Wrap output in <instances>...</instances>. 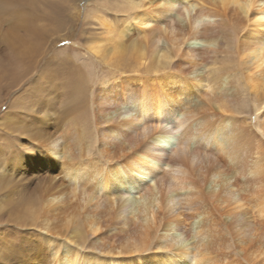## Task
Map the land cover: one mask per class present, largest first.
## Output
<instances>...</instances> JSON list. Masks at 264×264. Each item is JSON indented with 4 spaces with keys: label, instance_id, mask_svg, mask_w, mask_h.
I'll return each instance as SVG.
<instances>
[{
    "label": "bare ground",
    "instance_id": "bare-ground-1",
    "mask_svg": "<svg viewBox=\"0 0 264 264\" xmlns=\"http://www.w3.org/2000/svg\"><path fill=\"white\" fill-rule=\"evenodd\" d=\"M18 1L0 0V22L11 21L13 37H21L14 45L10 40L8 59L0 62V80L10 88L29 78L41 48L42 30L28 27L31 17ZM134 9L119 32L96 19L114 59L125 55L127 31L144 34L140 46L130 45L136 66L145 67L144 47L152 50L145 68L154 71L151 78L99 82L95 142L106 155L113 151L115 162L87 157L77 128L67 134L72 153L65 154L64 136L51 130L86 100L84 76L75 78L61 110L38 116L35 100L39 105L19 114L18 147L27 152L13 154L10 172L21 167L22 156L41 201L34 211L27 208L28 220L46 225L57 211L83 210L81 224L73 212L65 214L64 249L54 243L37 264H264V0L123 1L122 11ZM151 27L158 33L146 43ZM244 39L253 45L245 47ZM106 43L90 50L98 55ZM228 45L243 47L241 80L216 66ZM197 57L206 66L192 63ZM164 72L167 82L157 77ZM4 119L12 120L6 113ZM27 186L20 187L31 191ZM21 202L8 208L14 220Z\"/></svg>",
    "mask_w": 264,
    "mask_h": 264
},
{
    "label": "rangeland",
    "instance_id": "rangeland-1",
    "mask_svg": "<svg viewBox=\"0 0 264 264\" xmlns=\"http://www.w3.org/2000/svg\"><path fill=\"white\" fill-rule=\"evenodd\" d=\"M22 1L23 0H21V3L18 1L20 7L28 3L30 7L28 8L26 5L24 7V13L31 17L28 27L33 29L34 26V28L37 27L42 30L40 45L38 46L41 48L39 49L40 54L35 59L36 68H34L29 78L19 87H7L0 80V264H37L39 257H46L49 255L48 252H53L52 248L54 243H60V249H64L65 244L63 242V235L66 233H64L63 228V223L65 221L63 217L66 213L68 215L70 212H73L75 220H77L79 224L84 220L82 218L83 210H81L79 206L75 210L74 208H67L65 211L53 213L51 217L52 220L46 225H43L41 219H38L36 222L28 220L27 208L34 211L41 205V201L38 199V194L35 192L34 195L32 191L35 190L34 185L36 179L27 177L29 173L34 174L32 173L33 171H31V165H28L27 161H21V158H23L22 156H19L17 159L18 161L20 160L19 164L21 167L17 168L15 166L14 173L11 174L10 172L11 168L9 166V161L10 159L13 161L15 160L12 159L13 154L17 152L18 149L20 152H27L18 147V143H20L21 139V135L19 134L20 129L16 127V125H20V121L18 120L19 114L28 111L27 109L24 110V108H34L39 101L41 105L38 116H43V113L48 111L51 112L53 109V111L61 110V103L65 104V102H68L70 86L74 83L73 81L75 78H82L84 76L86 79V100L82 105L78 106L77 110L72 111L73 114L71 112L69 115L65 114L67 117L64 118L68 120L65 119L63 124L61 123L59 129L53 128L51 130L54 133L57 131L56 136L66 137L60 139V142L63 143L62 147L63 150L65 149V154H67L68 149L70 150L71 142H73L71 141V137L68 136L77 128L82 136L80 143L84 149V146H86L85 152L89 149L87 157L92 160L99 158L102 162L106 160L115 162L117 160V158H114L115 153L112 151V154L109 153L106 155L105 152H103V147H99L97 142H95L97 139V104L95 101L96 93L99 89V82L102 80L108 82V80H112L110 78L119 77L117 82L120 83V85H124L125 82H127L124 78L135 77L137 75L140 76L142 80H146V78H151L150 74L154 72L146 71L145 69L149 60H153L151 58L152 50L150 46L144 47L145 56L147 58L145 67L136 66L134 61L135 56H131L132 49L130 45L135 42L136 46H140V42L137 41V38L139 39V36L144 34H138L135 30L131 31V28L129 30L131 32H123L125 34H123L121 39V45L125 47V55L118 59H114L112 54L110 52L108 53L109 44L103 40L105 37L104 28L99 25L96 19H105L115 30H118V32L122 31L124 26L130 25L127 23L129 21L127 20L128 15H131L133 18L138 11L136 9L128 11L127 13L122 11L124 0ZM115 6H118V8ZM10 22H0V62H2L5 57L7 58L10 53V40H14V45L19 43L21 38L17 35L13 37L14 33L7 25ZM8 28L9 32L5 33ZM146 29V37L143 39L147 43L149 38L157 34L158 31L155 27ZM162 38L165 43L163 36ZM105 43L106 46L104 50H108L98 55L90 50L94 45L102 46ZM253 43L251 39H248L245 40L242 45L245 47L252 46ZM242 45H240L236 51L232 49L231 45H228V47L220 53L221 58L217 59L216 66L221 65L222 68L231 71L229 73L240 78L237 73V68L242 71L243 66L239 67L241 64L237 62L239 61L238 53H241L243 50ZM104 55L105 58L102 57ZM173 60H176V58L172 59V61ZM201 60L202 59L197 57L192 63L194 62L201 67L206 66ZM136 69L139 70L135 71ZM83 70L84 73H80L81 71L83 72ZM166 72L157 75L160 81H168L169 78L165 76ZM130 82L135 83L136 81L132 80ZM32 84L34 85L30 87V90L28 86ZM20 97L22 98L20 99ZM243 97L248 100L251 98L247 90H243ZM35 100L38 102L36 103ZM200 101H202L201 103L206 102L204 98L199 97L198 102ZM5 113L9 114L12 120L4 119ZM27 118L30 117L27 116ZM109 150L110 149L107 148V151ZM119 155L121 154L119 153ZM76 157L77 155L73 156L72 154V159ZM60 176L59 174L57 178ZM22 177H24L25 181H22L24 180L21 179ZM28 181L30 182L28 183ZM19 185H28L27 187H29L31 191L21 189ZM45 186L46 185L43 187L46 190L47 186ZM28 197L29 199H27ZM21 200L23 201L21 202ZM20 202L23 204V208L19 210L18 217L14 220V218L10 216L11 211H9V209L11 210V208H14ZM72 204H74V207L78 205L76 201H72ZM69 229L70 226L68 230ZM218 229H224V227L218 224ZM47 238L49 242L46 240ZM216 238L221 239L220 237ZM87 244L88 243H86V245ZM21 252L26 254L23 255Z\"/></svg>",
    "mask_w": 264,
    "mask_h": 264
}]
</instances>
